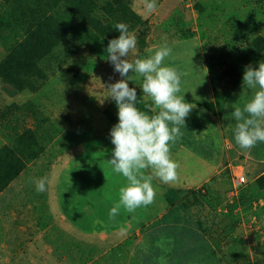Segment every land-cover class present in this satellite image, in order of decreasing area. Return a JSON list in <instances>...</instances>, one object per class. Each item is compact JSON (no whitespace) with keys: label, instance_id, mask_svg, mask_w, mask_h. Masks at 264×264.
Here are the masks:
<instances>
[{"label":"rangeland","instance_id":"obj_1","mask_svg":"<svg viewBox=\"0 0 264 264\" xmlns=\"http://www.w3.org/2000/svg\"><path fill=\"white\" fill-rule=\"evenodd\" d=\"M254 3L156 0V10L148 13L144 0H131L132 10L150 24L146 56L164 44L172 49L164 63L182 73L181 94L185 92V101L194 106L185 127L181 126L182 136L171 146V157L179 166L176 181L165 184L154 179V202L134 213L121 206L118 215L109 216L126 180L108 163L114 148L109 135L113 124L107 122L105 111L115 115L117 109L115 101L107 98L106 88L121 77L108 61L106 47L88 44L71 53L76 41L67 38L43 61L45 77L37 79V91L19 95L1 87L8 101L29 102L31 110L47 119L44 127L51 132L45 152L28 163L20 177L0 194V264H228V257L243 253V249L253 262L264 256V193L233 210L227 234L214 238L215 244L222 241L221 254L205 235L216 229L219 216L184 190L203 185L201 175L197 176L202 168L195 159H208L219 146L224 162L242 156L240 165L245 169L246 182L236 195L231 194L232 172L231 187L224 194L225 184L212 186L214 197L228 206L264 168V143L242 150L234 140L230 114L247 99L241 95L242 85L219 115L220 130L213 125L217 120L197 105L199 100L211 101L204 57L213 58L215 68L221 69L216 58L221 44L230 37H225L228 32L247 27L251 33L262 20ZM200 26L203 31L208 29L207 38L201 39ZM187 29L196 35L178 42L180 32ZM137 50L136 45L133 55ZM5 54L0 40V58ZM78 56L84 58L81 69L75 62ZM129 75L134 81L142 79ZM142 97L151 101L145 94ZM153 111L155 114L154 105ZM30 113L20 116L17 126L33 127ZM3 125L1 122L0 145L11 132ZM39 178L47 180L44 192L36 190Z\"/></svg>","mask_w":264,"mask_h":264},{"label":"trees","instance_id":"obj_2","mask_svg":"<svg viewBox=\"0 0 264 264\" xmlns=\"http://www.w3.org/2000/svg\"><path fill=\"white\" fill-rule=\"evenodd\" d=\"M195 6L199 7L198 4ZM254 6L262 20L251 33L247 27L228 32L225 37H230L221 44V54L216 58L217 63H222L221 69L215 68L213 58L204 57L213 99L197 101V105L210 114L221 115L231 93L242 84L246 66L257 67L258 62L264 61V0H255ZM119 22L127 24L129 31L136 36V55L146 57L150 24L132 10L131 0H0V40L6 49L5 56L0 58V89L5 86L19 95L34 93L38 88L37 79L45 77L43 61L65 39L72 37L76 41L71 53L88 44L107 48L108 41L119 35L115 30ZM198 28L203 39L208 29ZM180 34L178 42L193 39L196 35L188 29ZM202 49L205 52L207 47L203 45ZM83 61V56H78L75 61L79 69ZM130 87L137 93L136 106L149 115L154 114L152 102L142 97V79L130 81ZM31 107L29 102L8 101L0 90V123H4L3 129L11 131L6 134V142L0 145V194L20 177L28 163L36 160L47 148L51 129L44 127L47 119ZM27 112H31L34 126H17L21 122L20 116ZM105 112L107 122L117 123V112L115 115ZM220 183L225 184L224 194L231 187V174L226 168L199 189L188 190V193L219 216L216 229L205 235L222 254V241L215 244V236L220 237L223 232L227 234L229 220H234L233 210L239 203H251L258 194L264 193V173L239 193L232 206L214 197L212 186L215 188ZM241 252L231 254L227 263L264 264V256L253 262L244 249Z\"/></svg>","mask_w":264,"mask_h":264},{"label":"clouds","instance_id":"obj_3","mask_svg":"<svg viewBox=\"0 0 264 264\" xmlns=\"http://www.w3.org/2000/svg\"><path fill=\"white\" fill-rule=\"evenodd\" d=\"M156 8V0H144L146 12L152 13ZM115 30L119 35L108 41L106 53L121 79L106 88L107 98L115 101L118 117L109 132L114 148L108 163L126 183L119 189L118 203L109 211L113 218L121 206L134 213L137 208L152 204L156 196L154 179L165 184L176 181L179 166L171 157V146L182 136L181 126L185 127V120L194 108L185 101V92L181 94L182 73L164 63L172 52L168 45L158 46L152 55L140 57L133 55L137 38L128 25L119 22ZM129 73L142 78V92L154 105L155 114L149 115L136 106L137 93L129 87L128 81L132 80ZM242 94L247 97L243 107H234L230 114L234 121L233 136L240 149L251 150L258 142L264 143V61L258 62L257 67L249 64L244 68ZM46 183V178L37 179V192H44Z\"/></svg>","mask_w":264,"mask_h":264},{"label":"crops","instance_id":"obj_4","mask_svg":"<svg viewBox=\"0 0 264 264\" xmlns=\"http://www.w3.org/2000/svg\"><path fill=\"white\" fill-rule=\"evenodd\" d=\"M205 68H206V72H207L206 62H205ZM207 77H208V75H207ZM208 81H209V78H208ZM210 99L211 100L213 99L211 86H210ZM228 101H229V98L227 99L226 103L224 104L223 109L226 108V105H227ZM224 111H225V109L222 110V112H224ZM221 114H223V113H221ZM211 115L217 120V123L218 124L215 123V122H213V125L215 127H217V125H219V123H221L220 122L221 116H219V115H213V114H211ZM205 129L206 128H204L203 130H205ZM203 130H201V132H204ZM218 130H220V128H218ZM221 133L223 135L224 134V131L221 130ZM223 145L224 146L226 145L227 148H228V145L226 144V139L225 138H223ZM226 146H225V149L227 150ZM221 149H222V147L220 148V146H219V148L216 150V152H214L212 154V156L209 157L208 159H195L196 160V163L202 168V170L198 172L197 176L201 175L200 176V180L202 182H204L203 185L205 183H207L208 181H210L212 178L220 175L225 168L230 173L232 172V176H234V177L236 175H238V176L239 175H242L243 176V173L245 172V169H244V167L242 165H240L241 164L240 162L242 161V156L239 157L238 159H229V160H227V161L224 162L223 161V158H222V154H221ZM235 154L238 155L239 153H235ZM238 156H240V155H238ZM263 173H264V168L260 172H258V173H256L254 175V177L252 178V181H253V179L257 178L259 175H261ZM162 186L165 188L164 185H162ZM168 188H170V187H168ZM183 188H185V187H183ZM170 189L174 190L176 188H170ZM178 190H180V189H178ZM184 190H196V189H192V188H189V187L187 188L186 187V189H184Z\"/></svg>","mask_w":264,"mask_h":264},{"label":"built area","instance_id":"obj_5","mask_svg":"<svg viewBox=\"0 0 264 264\" xmlns=\"http://www.w3.org/2000/svg\"><path fill=\"white\" fill-rule=\"evenodd\" d=\"M245 179L243 176H236L233 180V190L231 191L232 195H236L240 190V187L245 183Z\"/></svg>","mask_w":264,"mask_h":264}]
</instances>
